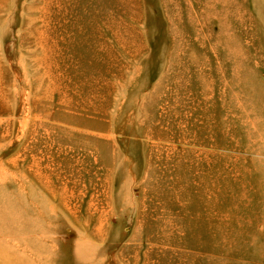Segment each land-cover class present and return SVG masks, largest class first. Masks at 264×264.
<instances>
[{
	"label": "rangeland",
	"instance_id": "rangeland-1",
	"mask_svg": "<svg viewBox=\"0 0 264 264\" xmlns=\"http://www.w3.org/2000/svg\"><path fill=\"white\" fill-rule=\"evenodd\" d=\"M0 255L264 264V0H0Z\"/></svg>",
	"mask_w": 264,
	"mask_h": 264
},
{
	"label": "bare ground",
	"instance_id": "bare-ground-1",
	"mask_svg": "<svg viewBox=\"0 0 264 264\" xmlns=\"http://www.w3.org/2000/svg\"><path fill=\"white\" fill-rule=\"evenodd\" d=\"M0 264H12L9 260H7L5 257L3 258L0 255Z\"/></svg>",
	"mask_w": 264,
	"mask_h": 264
}]
</instances>
